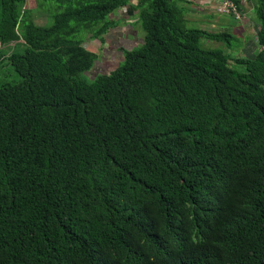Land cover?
<instances>
[{"label":"trees","instance_id":"16d2710c","mask_svg":"<svg viewBox=\"0 0 264 264\" xmlns=\"http://www.w3.org/2000/svg\"><path fill=\"white\" fill-rule=\"evenodd\" d=\"M38 1L0 0V264H264V0L252 58L193 1ZM123 10L144 36L94 73Z\"/></svg>","mask_w":264,"mask_h":264},{"label":"rangeland","instance_id":"374dc122","mask_svg":"<svg viewBox=\"0 0 264 264\" xmlns=\"http://www.w3.org/2000/svg\"><path fill=\"white\" fill-rule=\"evenodd\" d=\"M190 1L191 5L186 3L179 4L180 7L187 10L185 18L188 28H203L214 32L226 31L235 37L232 41V49L230 51L224 45L216 42H206V46L211 48L217 47L225 52L228 51L233 57L244 56L252 58L258 48L256 37L257 26L250 16V13L253 14L254 12V0H240V6L242 8L238 11L239 19H236L234 16L232 18L229 15L224 16L217 13L215 8L218 6V2L216 1L211 5L208 4L209 0ZM40 4L41 1L39 2L38 0H27L26 7L27 10L33 12L34 20L39 26H49L52 23L53 16L58 14L59 11L51 4H43L42 8ZM114 15L115 17L113 19L119 21L116 24V29L109 31L105 35L104 42H101L100 39H94L85 44V47L90 48L99 55L100 64L96 66L94 73L115 69L121 56L119 48L129 47L136 44V42L137 45L134 47H137L144 36L140 24L136 23L137 16H128L124 10L120 15L116 13ZM120 19L123 20L120 21ZM134 22L136 24L133 26L132 23ZM87 32L83 31L82 37L89 40ZM4 50L6 53L9 52V48L5 47ZM9 73L10 71H3V74L0 75V84L18 78V75L15 73ZM89 79L92 78L90 77Z\"/></svg>","mask_w":264,"mask_h":264},{"label":"built area","instance_id":"2783aa9c","mask_svg":"<svg viewBox=\"0 0 264 264\" xmlns=\"http://www.w3.org/2000/svg\"><path fill=\"white\" fill-rule=\"evenodd\" d=\"M216 12L219 14H224V15H234L236 19H239L238 10L236 6L228 0L218 1Z\"/></svg>","mask_w":264,"mask_h":264},{"label":"crops","instance_id":"0c3cea01","mask_svg":"<svg viewBox=\"0 0 264 264\" xmlns=\"http://www.w3.org/2000/svg\"><path fill=\"white\" fill-rule=\"evenodd\" d=\"M189 1H190V0H189ZM214 1L218 2V1H220V0H209V1H208V4H209V2L212 3V2H214ZM206 2H207V1H206ZM217 4H218V3H217Z\"/></svg>","mask_w":264,"mask_h":264}]
</instances>
